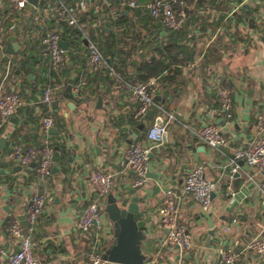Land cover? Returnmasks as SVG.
I'll list each match as a JSON object with an SVG mask.
<instances>
[{"label":"crops","instance_id":"0c3cea01","mask_svg":"<svg viewBox=\"0 0 264 264\" xmlns=\"http://www.w3.org/2000/svg\"><path fill=\"white\" fill-rule=\"evenodd\" d=\"M235 1L231 0L230 5ZM230 5L221 10L208 7L210 11L207 14L212 17L224 14ZM245 6L252 12L249 27L255 32L258 26L254 12L259 6L254 1ZM0 8L5 13V24L11 28V36L19 37L26 25L30 28L34 11L32 5L26 8L23 15L13 11L5 0H0ZM139 12L147 15V11L139 9ZM224 15L226 25L220 27L227 32L220 34L213 45L218 47L220 58L204 68H201L202 61L197 63L201 55L208 52L206 46L213 30L203 32L195 26L197 29L190 31L191 39L186 41L192 56L183 65L173 64L174 67L182 66L183 74L159 80L156 106L148 114L150 117L136 120L139 124L128 121L138 106L128 82L91 77L96 74L90 71L88 51L83 44L73 55H70L73 52L70 48L68 64L62 70L67 69L68 73L60 74L53 105L54 126L58 128L60 140L69 149L70 156L65 163L55 161L58 169L53 171L47 183L39 182L35 165L22 167L6 157L10 147L23 137L28 127L37 132V139L43 134L39 117L37 126L30 123L18 137H14L24 118V110L28 107L34 108V111L40 108V91L33 93L34 87L40 84H26L25 80L9 83L8 90L20 88L30 104L22 106L0 130V138L6 139L4 146H0V246L6 250V253H0V264H4L8 253L18 249V240L7 231V226L14 220H18L25 231L31 232L34 252L42 264H86L90 239L95 231L84 233L77 227V219L86 204L97 200L103 205L104 198L98 196L90 181L89 170L92 167L114 173L112 194L118 197L123 193L127 200L139 196L141 207L148 209L144 215L150 216L152 230L142 245L146 255L144 264H217V249L221 245L243 250L236 264H264V256L244 251L247 243L260 231L264 217V196L254 182L264 178L263 170L239 160L238 169L233 172V166L229 164L236 150L247 146L256 130L257 114L264 112V36L253 35L244 21H236L235 15ZM26 20L29 21L24 25ZM154 25L149 23L146 26L151 39L156 38ZM39 27L36 26L37 29ZM162 28L156 39L158 42L165 40L163 37L169 32ZM149 39L146 38V41ZM121 44L124 42L121 41ZM113 57L119 61L117 56ZM47 59L48 55L44 53L42 62ZM127 68L130 73L137 69L133 62ZM78 74L80 80L86 78L88 81L85 93L89 99L85 101L80 100L81 91L73 82ZM30 78L34 79V75L30 74ZM219 84H227L233 89L234 116L228 119L223 114L217 115L216 120L229 144L213 148L203 141L199 131L208 120V111L219 106ZM99 97L102 98L101 106L98 104ZM32 101L36 103L33 105ZM170 111L176 114V118L170 123L169 139L164 145L152 148L150 179L145 186L135 187L136 177L125 166L124 151L132 141L144 140L142 135L146 136L150 124L158 117L166 118ZM118 120H123L120 126L116 124ZM135 124H138L137 128ZM198 164L205 166L207 177L217 186L208 211H204L190 195L181 197L180 221L194 239V247L182 251L166 240L167 231L162 224L160 207L166 190L173 187L180 193L189 171ZM250 184L253 186L249 194L237 199L235 195H239L241 188ZM39 191L46 193L47 202L30 231L27 212L32 195ZM8 201L13 206L9 211L5 209ZM101 224L105 238L99 251L104 254L114 240L113 226L105 212ZM227 226L229 229L225 230ZM211 230H214L213 234ZM107 264L128 263L108 261Z\"/></svg>","mask_w":264,"mask_h":264},{"label":"built area","instance_id":"2783aa9c","mask_svg":"<svg viewBox=\"0 0 264 264\" xmlns=\"http://www.w3.org/2000/svg\"><path fill=\"white\" fill-rule=\"evenodd\" d=\"M9 3L16 13L23 15V12L29 5L34 8L31 26L26 25V20L22 27L20 36H16L18 42L17 51L12 54L7 52L10 43L11 28L4 22V12L0 8V130L9 122L10 118L19 111V109L28 105V100L22 95L21 89L8 90L9 83L21 82L25 80L24 72L15 75L14 69L19 59L18 52H24L33 42L41 45V56L46 53L47 61L44 64L48 69L55 73L50 76L49 82H44L37 86L40 91V108L33 114L41 118L43 124V134L39 139V144H33L29 141L19 139L13 143L7 152V159L22 167L29 168L35 164L36 176L41 183H47L53 173L55 165V147L49 129L55 125L53 116V105L57 95L56 75L60 76L62 70L68 64V51L71 47L67 40L63 38V29L61 22H66L75 29L83 32L82 44L88 51V65L91 72L99 73L107 70L108 75L117 81H123L122 73L116 68L115 62L107 57L101 48L100 41L104 40L103 29L120 32L125 30L126 25L118 24L117 21L127 14L128 20L134 24L128 35L123 37L122 43L128 48H135L140 44V40L132 39L133 36L144 34L147 36L148 30L139 19L140 14L137 11H147V14L153 19V23L160 24L169 31H179L188 27L190 31L195 29V24L190 23L191 10L196 7L187 0H5ZM251 1L259 6L254 12L258 28L249 27V21H244V25L252 31L255 36H264V0H242L232 2L229 9L224 14L231 16L241 12L246 4ZM249 6V5H248ZM94 11L97 18L83 21L84 16L89 11ZM208 8L202 9L201 14H207ZM49 21H54L51 23ZM40 26L39 29L36 26ZM31 29V30H30ZM197 29V28H196ZM227 32L224 27L210 31L211 37L206 48L209 49L218 41L219 35ZM191 33V32H190ZM234 39V38H233ZM65 40L68 47L65 48L61 41ZM100 40V41H99ZM232 40V39H230ZM192 44V43H190ZM137 50L133 53H139ZM208 52L201 55L202 61ZM152 54V53H151ZM137 54L135 57H137ZM116 60V58H113ZM114 60V61H115ZM49 76V75H48ZM87 79H82L76 84L79 91L86 90ZM131 94L137 99L133 118L137 121L145 120L146 116L156 106V92L159 87V77L152 76L146 80L128 82ZM37 92V91H36ZM35 93V90H33ZM219 96V106L211 108L208 111V120L200 128L199 135L203 141L213 148L227 146L229 140L224 135L220 124L217 122V115L223 114L231 119L234 116V94L230 86L219 84L217 88ZM33 105L35 101L31 102ZM42 105L45 106L44 112ZM162 118V117H161ZM176 118L173 111L168 112L161 125L156 121L150 124L144 140L132 141L124 151L125 166L135 174L133 185L135 187L145 186L149 179V161L152 148L164 145L170 135V123ZM157 120V119H156ZM244 160L250 166L259 170H264V112L257 114L256 130L246 147L239 148L230 159L229 164L233 166V172L238 169V161ZM89 178L95 190L101 197L107 196L112 189L114 173L108 169L92 167L89 170ZM260 193L264 196V178L260 181H254ZM217 184L208 178L205 172V166L198 164L193 167L185 178V182L178 193L173 187L168 188L160 207L162 215V224L168 230L167 241L172 245H177L182 251L190 250L194 247V239L185 225L180 221L181 197L190 195L204 211H208L213 200V192ZM47 202V195L43 191L35 192L32 195L31 204L27 212V220L30 224V231L35 227L39 216L43 213ZM264 202V200H263ZM104 206L99 201H91L85 205L78 216L77 227L84 233L94 230L91 236L88 258L86 264H107L99 247L105 238L102 230V219ZM235 220V219H234ZM229 226L225 227L228 230ZM7 231L18 240V249L7 254L4 264H42V261L34 252V244L31 232L25 231L18 220L12 221L7 226ZM254 251L264 256V217L261 223L260 231L247 243L244 251ZM219 261L217 264H236L243 250H237L232 245H221L218 249ZM0 253H6V250L0 246ZM162 264V263H155Z\"/></svg>","mask_w":264,"mask_h":264},{"label":"trees","instance_id":"16d2710c","mask_svg":"<svg viewBox=\"0 0 264 264\" xmlns=\"http://www.w3.org/2000/svg\"><path fill=\"white\" fill-rule=\"evenodd\" d=\"M74 1V0H68ZM118 1V0H114ZM190 3L194 4L196 1V7L194 10H191V16H190V23L189 24H195L198 26L203 32H206L207 30H216L221 25H226V18L224 14L214 16L212 17L211 14H201L199 11L202 9H206L208 7L214 8L217 10L228 8L230 5L231 0H187ZM247 7L245 6L243 10L239 13L237 12L235 16L237 17L236 21L239 23L240 21H249V19L252 16V12L246 10ZM140 14V20L147 26L149 23H153V19L147 14V15H141ZM91 17L90 20L97 18L98 15L94 13V11H89L83 18V21H87L89 16ZM123 18L118 19L117 23L126 25L125 30L120 32H115L113 30H108L106 27L103 29V37L104 40L100 41L101 48L103 49L104 54L111 59V63L115 62L116 68L122 73L123 81L127 82H135L138 80H146L152 76H158L159 80L165 81L166 79H171L175 75H182L183 74V67L182 66H173V64H180L183 65L187 58L191 55V50L186 44V41L188 39H191L190 37V29L188 27H185L184 29H181L179 31H169L166 36L163 37L161 42L156 41L157 37L159 36L160 32L163 30V28L160 26V24H156L155 26V39H151L150 33L147 34V36H144V34L135 35L132 37L134 40H140V44L137 45L135 48L131 47L128 48L124 44H121V41H123V37L128 35L129 31L133 29L134 24H132L131 21L128 20V15L124 14ZM50 24L54 23V21H49ZM155 24V23H153ZM62 29H63V38H65L68 42V44L73 48V52L71 51L70 55H73L74 52L77 53L79 49L81 48V43L83 42L82 36L83 32L80 29H75L68 25L66 22L60 23ZM126 34V35H125ZM150 37V39H149ZM146 38L149 40L146 41ZM146 41V42H145ZM155 41V43H154ZM154 43V44H153ZM120 44V45H119ZM137 50H140L138 53L139 55L137 57H133L134 59H131L129 61V58L133 56V53ZM152 53V54H151ZM19 59L17 60V65L14 69L15 75L20 72H24L25 74V82L26 84H33V83H39L42 84L44 82H49L51 79L50 76H54L55 73L50 71L46 64H44L41 60V45L38 42H33L29 45L28 49L24 52H18ZM69 55V56H70ZM117 56L119 58V61H114V57ZM217 56V57H215ZM220 58V53L218 50V47L211 46L208 49V53L205 55L204 59L202 60L201 68L210 63V62H216ZM133 62V64L136 65V71L130 73L128 70L129 64ZM85 70V69H84ZM84 70L82 72H84ZM173 72V73H172ZM68 73V70L65 69L62 72V75H65ZM30 74L34 75V79L30 78ZM96 75L91 76L95 77L97 80H104V81H111L110 75H108L107 70H104L99 73H95ZM103 74V75H102ZM49 75V76H48ZM92 75V74H91ZM56 81H60V76H55ZM80 75L73 80L75 84H78L80 81ZM227 85V84H224ZM229 86V85H227ZM36 86L34 87L35 93L38 92L36 90ZM37 91V92H36ZM92 91V90H91ZM94 92L96 90L93 89ZM92 91V92H93ZM81 101L89 99L88 96H86V93L84 90H81L80 92ZM157 101V100H156ZM44 112L46 111V108L44 105H42ZM34 108L28 107L24 110L23 114V120L21 125L17 128V130L14 132V137H18L20 135V132L27 127L28 124H37L39 123V117L35 116L33 114ZM152 112V111H151ZM150 112V113H151ZM130 123H138L133 118V115L128 119ZM123 120H118L117 125H121ZM136 125V128L138 126ZM60 125V123H59ZM31 126V125H30ZM36 134V135H35ZM32 135V136H31ZM145 135H142V137ZM51 138L54 139V147H55V161L59 163H65L66 159L70 156V151L66 147L64 141L60 140L59 135H51ZM18 139V138H17ZM23 140H27L33 144H39L40 141L37 139V132L33 131L31 127H28V129L25 131V134L21 138Z\"/></svg>","mask_w":264,"mask_h":264},{"label":"water","instance_id":"95a60500","mask_svg":"<svg viewBox=\"0 0 264 264\" xmlns=\"http://www.w3.org/2000/svg\"><path fill=\"white\" fill-rule=\"evenodd\" d=\"M35 1V0H32ZM253 21V19H251ZM10 39L14 43H10L7 47V52L14 54L18 49V42L16 36H11ZM62 45L67 48V42L61 41ZM102 98L99 97L98 104L101 106ZM147 117H150L147 115ZM163 119L158 117L156 120L157 125H161ZM51 135H58L59 130L56 126L49 129ZM6 139L0 138V146H4ZM244 163V160H242ZM35 164H33L34 166ZM20 168V166H18ZM54 165L53 171L57 170ZM264 173V170H263ZM253 184L244 185L241 188L239 195H235L237 199L243 198L249 194L250 188ZM98 196H100L98 194ZM6 198V196H4ZM104 212L106 213L109 221L113 226L114 240L112 245L104 252L103 257L108 261L124 262L128 264H144L146 255L143 253L142 245L146 241L149 232L152 230V223L150 216H145L148 212L147 208L141 207L139 196H134L127 200L123 193L117 196L111 192L103 198ZM11 202H7L5 209L9 211ZM162 219V215H161ZM166 231H168L166 229ZM214 230H211V234Z\"/></svg>","mask_w":264,"mask_h":264}]
</instances>
